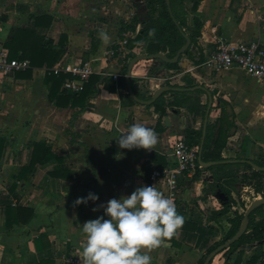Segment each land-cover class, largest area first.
<instances>
[{
  "label": "crops",
  "instance_id": "crops-1",
  "mask_svg": "<svg viewBox=\"0 0 264 264\" xmlns=\"http://www.w3.org/2000/svg\"><path fill=\"white\" fill-rule=\"evenodd\" d=\"M193 1L186 0L189 11ZM146 2L0 0V57L9 62H30L18 57L25 47L29 48L23 39L19 41V52L10 57L9 44L21 29L65 51L53 67H35L30 76L23 72L31 64L25 69L0 70V264H67L73 255L84 260L86 235L82 224L99 216L108 218L102 205L109 199L130 195L137 187L149 185L153 168L169 162L173 141L179 136L185 138L189 125L201 128L202 118L194 120L187 108H167L160 121L161 113L154 104L139 103L129 94L127 75L123 73L129 49L119 44L126 34L128 39V32L121 37L122 23L131 22L135 15L146 18ZM194 15L200 17L202 27L198 42L192 46V58L180 60L181 70L165 68L160 59L151 69L149 64L135 65L131 88L153 97L169 82L181 86L175 88L178 90H197L195 95L203 104L208 103L206 89L209 90L213 105L208 124L216 123L215 134L219 126L226 129L233 123L221 162L264 163V82L241 68L219 69L205 63L220 35L232 42L257 40L264 45V0H201L197 11L189 15L191 24ZM140 27L141 24L137 30ZM102 32L108 34L107 42L101 39ZM111 49L115 51L113 56L108 54ZM86 63L91 64L92 75L107 78L95 85L98 90L90 98V106L83 109L57 105L45 83L48 71ZM113 73H118L117 79ZM188 84L205 89L193 90ZM63 85L61 90H65ZM132 123H142L156 131L158 141L153 149L119 147L117 137ZM38 142L50 145L55 156L46 163H37L31 171L22 170L31 163ZM222 184L224 189L215 182L214 173L203 166L194 177H182L172 190L164 181L156 184L173 199L184 224L149 251L151 264H198L207 250L223 238L234 211H243L238 193L245 200L253 197L248 194L252 188L243 183L239 191L227 182ZM89 192L98 194L99 199L74 203ZM260 197L261 194L254 200ZM232 198L236 205L227 214L219 215L224 203ZM8 206L28 207L33 214L27 222L7 226ZM240 250L228 254L223 250L210 264H240L254 255L259 256L255 263L259 264L264 243L253 241Z\"/></svg>",
  "mask_w": 264,
  "mask_h": 264
},
{
  "label": "trees",
  "instance_id": "trees-1",
  "mask_svg": "<svg viewBox=\"0 0 264 264\" xmlns=\"http://www.w3.org/2000/svg\"><path fill=\"white\" fill-rule=\"evenodd\" d=\"M201 0H194L192 3L191 11L188 10L186 0H147V17L141 18L140 15H135L131 22L122 23L121 37H124V33L128 32V44L127 48L129 53L124 59L123 73L127 75L128 65L130 61L140 54H146L149 57L140 60L136 66L140 63L149 64L148 69H151L155 58L151 57L153 54L164 53L170 58H174L180 53L179 60L177 62L162 61V65L167 69L181 70L179 64L183 57H191L192 46L198 42V35L202 27V22L198 15L193 16V24L190 23V13H195ZM141 24L139 30L137 26ZM134 34V35H132ZM187 35L191 38V45L185 51L180 52L182 46L186 44ZM39 37V36H38ZM37 39L36 34H32L25 30H18L14 39L9 44L11 56L19 52L18 45L22 44L20 39H23L25 44H29V48L22 51V54L18 57L20 59H29L31 68L25 70L24 75L30 76L33 68L47 65L48 68L53 67L64 54V50L54 49L53 42L45 40L44 37ZM17 46V48H16ZM202 60L199 59V61ZM19 73H21L19 71ZM74 78L71 73L60 71L55 73L49 70L46 74L45 83L50 90V98L56 99L55 102L59 106H81L86 109L90 106V98L95 95L98 88L96 84H100L106 79L101 74L95 73L91 75L89 80L85 83L84 89L79 93L69 94L65 90H61L63 83L69 79ZM134 82V77L131 78L130 84ZM170 89L162 93L157 100L153 103L157 111H160V121L167 114V108L174 110H180V108H187L192 113L194 120L199 116L202 118V126L200 129L192 128L189 125L188 133L185 137L186 142L191 146L200 147L203 138L204 119L207 111L208 103H201L199 97H195L196 91L178 90L175 88L181 87L179 85H172L169 82ZM188 87H194L193 84H188ZM134 89V88H133ZM140 99H151L152 95H144L134 90ZM191 123V121L189 122ZM215 125H207L206 137L203 146V159L205 161H216L209 167H203L206 170L214 173L215 182L220 184V188L224 189L222 181L226 183V180L231 177L229 173H225L226 168H240L241 183L244 187L249 186L252 188V192L248 193L253 198L249 203L243 198L241 193L239 194V202L243 211H234V215L230 218V227L224 231L223 238L220 241L215 242L207 252L200 258L198 264H204L208 255L215 250L218 246L225 243L228 239L232 238L239 230L245 211L248 206L259 194L264 197V170H257L247 161H238L234 163H226L223 161L222 151L227 144L228 129L233 126V123L228 124V128L225 129L223 125L218 127L215 134ZM218 126V125H217ZM159 131L162 130L159 125ZM213 129V130H212ZM0 148V155H1ZM55 156L50 145L38 142L34 145L33 155L31 163L28 167H23L22 170L28 169L31 171L37 163H46L49 159ZM253 161V160H252ZM254 163L264 166V163L253 161ZM168 161L161 166L168 165ZM236 165V167H235ZM228 168V169H229ZM236 205V200L232 198L231 201L224 203V207L221 211H218L219 215L227 214L233 206ZM33 210L28 207H7V226H11L14 222H27L32 216ZM253 241L264 243V204L257 207L249 216V225L246 232L230 247L225 249L226 253H234L236 251L241 252L240 248ZM223 252V251H221ZM240 256V253H239ZM259 264H264V251L261 255ZM259 256H253L248 262L249 264L257 263ZM240 263V257L239 262Z\"/></svg>",
  "mask_w": 264,
  "mask_h": 264
},
{
  "label": "clouds",
  "instance_id": "clouds-1",
  "mask_svg": "<svg viewBox=\"0 0 264 264\" xmlns=\"http://www.w3.org/2000/svg\"><path fill=\"white\" fill-rule=\"evenodd\" d=\"M100 35L108 41L106 32ZM157 141L156 131L142 123H132L117 137L121 149H153ZM98 199V194L89 192L74 203L87 204ZM102 207L108 218L99 216L82 224L86 235L83 264H151L149 251L171 238L184 224L173 199L155 185L137 187L130 195L111 198Z\"/></svg>",
  "mask_w": 264,
  "mask_h": 264
},
{
  "label": "built area",
  "instance_id": "built-area-1",
  "mask_svg": "<svg viewBox=\"0 0 264 264\" xmlns=\"http://www.w3.org/2000/svg\"><path fill=\"white\" fill-rule=\"evenodd\" d=\"M128 42L127 34L119 42L120 47H126ZM119 47V48H120ZM120 50V49H119ZM108 54L113 56L114 50H109ZM206 64L219 69L241 68L248 74L264 82V45L260 41H238L232 42L224 36L217 38L214 51L208 56ZM30 66L29 61L9 62L5 57H0V70H18ZM55 73L60 71L71 73L74 78L68 79L63 88L72 93L81 92L85 83L93 73L91 64L67 65L65 68H54ZM114 78H118V73H113ZM199 147L189 145L183 136H179L173 141L169 153V163L166 166H156L150 172L149 185H155L164 181L171 187V190L178 185L182 177H194L202 165L198 160ZM67 264H83V259L79 256H72ZM240 264H249L242 261Z\"/></svg>",
  "mask_w": 264,
  "mask_h": 264
},
{
  "label": "water",
  "instance_id": "water-1",
  "mask_svg": "<svg viewBox=\"0 0 264 264\" xmlns=\"http://www.w3.org/2000/svg\"><path fill=\"white\" fill-rule=\"evenodd\" d=\"M168 3H170V0H168ZM191 45V38L187 35V41L186 44L184 46L181 47L180 52L185 51L187 48H189ZM149 56L146 54H140L137 55L136 57H134L129 65H128V72H127V76H126V80H127V85H128V90H129V94L139 103L145 104V105H150L153 104L157 98L164 92L172 89V87L170 86H163L160 87L154 94L153 97L151 99H147V100H143L140 99L137 94L134 92V90L131 88L130 85V80H131V76H132V72H133V68L134 66L143 59L148 58ZM151 57L155 58V59H160L162 61H169V62H177L179 60L180 57V53L178 55H176L174 58H170L168 57L166 54L164 53H157V54H153L151 55ZM198 88H202L205 89L204 87H202L201 85H197L194 87H191L190 89L196 90ZM207 94H208V106H207V111H206V115H205V119H204V127H203V138H202V142L199 148V156H198V160L199 163L203 166V167H209L215 163H217L216 161H205L203 159V146H204V142H205V137H206V131H207V124H208V119H209V114L213 105V95L212 93L207 90ZM165 121L166 124L169 125V117L166 116L165 117ZM243 161H247L248 163H250L251 165H253V167L257 170H264V166H260L256 163H254L251 160H243ZM264 204V197H260L257 198L255 200H253L251 202V204L248 206L247 210L245 211L244 214V218L242 221V224L239 228V230L237 231V233L230 239H228L225 243L221 244L220 246H218L215 250H213L208 257L206 258L204 264H210L211 261L213 260V258L220 253L221 251L227 249L228 247H230L234 242H236L247 230L248 225H249V216L250 214L260 205Z\"/></svg>",
  "mask_w": 264,
  "mask_h": 264
},
{
  "label": "rangeland",
  "instance_id": "rangeland-1",
  "mask_svg": "<svg viewBox=\"0 0 264 264\" xmlns=\"http://www.w3.org/2000/svg\"><path fill=\"white\" fill-rule=\"evenodd\" d=\"M146 11L147 10H144L143 13L144 14L147 13ZM190 58H192V57H190ZM195 97H197V96H195ZM188 119H190V116L188 117ZM225 173H229L231 175V177L226 180V182L228 183V186H230L232 189H234L236 191H239V189L241 187V184H240L241 183L240 177H241V173H242L241 169L240 168H229L225 171ZM250 199H251V197H250ZM246 200L249 203L250 200L247 198H246Z\"/></svg>",
  "mask_w": 264,
  "mask_h": 264
}]
</instances>
